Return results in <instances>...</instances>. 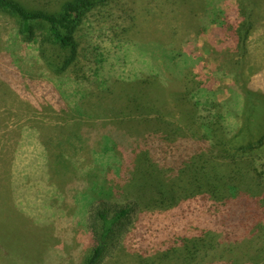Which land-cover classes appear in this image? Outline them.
Listing matches in <instances>:
<instances>
[{"label":"rangeland","instance_id":"rangeland-1","mask_svg":"<svg viewBox=\"0 0 264 264\" xmlns=\"http://www.w3.org/2000/svg\"><path fill=\"white\" fill-rule=\"evenodd\" d=\"M122 1L128 7L126 10L119 5V8L90 16L80 31L83 45L79 60L62 77L53 73L42 59L35 58V46L19 40L16 42L13 20L0 15V48L3 47L0 52V73L2 69H10L3 62L11 57L17 58L19 66L18 71L3 72L0 77L7 92L6 99L0 100V121L9 125V128L0 130V229L7 225L3 233L9 244L16 251L23 248V251L14 254L0 243V264H80L89 249L87 208L83 206L89 199L82 196L83 193L97 197L94 193L103 190L121 192L122 184L136 169L135 164L129 161L128 150L110 148L111 145L110 149L104 148L106 144L102 136H97V130L92 131L94 127L87 122L89 120L84 121L83 126H78L85 129L83 134L76 128L70 131L62 126L68 114H63V110L66 111L64 105L74 107L85 103L95 113V121H103L102 126L109 128L110 125V128L118 129L123 125L129 128L119 122L120 119L106 124L105 120H101L103 118H99V113L105 108L111 107L115 111L121 108L125 100L119 95L120 87L131 88L140 83L145 90L143 93H147L149 82L152 84L158 77L162 83L159 86L166 88L162 110L169 121H172V117L180 124L174 118L172 107L182 111L180 105L183 104V96L171 101L169 95L180 69L174 71L169 64V59L175 54L168 51L173 48H170L173 29H178L179 33L173 45L183 47L181 38L187 29V17L170 15L164 2L156 0H146L141 7L133 6L134 0ZM236 2L218 0L216 5L228 10ZM257 13L260 20L250 33L249 51L235 68L229 65L226 47L211 34L214 25L205 21L201 24L204 31L194 26L190 27L191 33L188 30L191 38L189 49L196 54V60H192L195 72L205 76L203 81L210 86L211 98L216 100L215 111L223 116L221 123L228 129L236 127L233 132L240 129L246 120L242 113L239 115L243 100L238 85H244L243 73L249 68L247 61L257 59L261 63L249 69L252 72L251 85L264 83V12L260 13L259 7ZM141 39L147 42L141 43L144 48L140 52L132 40ZM98 53H103L105 60L97 70ZM180 60L182 69L186 68L183 57ZM54 81L58 85L56 92L48 86ZM207 114L208 111L200 110L201 119ZM76 116L81 115L77 113ZM73 122L76 127L77 120ZM135 125L143 128L142 125ZM190 125H185L189 133L183 132L187 137L192 136L194 129ZM162 126H159L160 130ZM144 137L145 132L139 139ZM43 140L54 143L52 150L59 154L53 161L60 163L58 173H52ZM143 141L145 143L141 148L149 150L148 143ZM243 162L241 167L247 175L251 162ZM140 165L139 170L144 163ZM246 181L243 184L246 190L261 193L260 187L250 177ZM142 193L146 191L142 190ZM149 195L146 194L147 198ZM135 197L139 201L138 195L130 199L135 200ZM184 211L188 213L187 209ZM184 211L169 203L156 206L140 202L131 232L123 238L117 253L108 258L105 264H136L133 255L142 247L141 251L152 254L149 255L151 258L155 254L159 256L154 258L156 263H160V260L164 263L163 251L156 252L154 245H164L161 242L174 235V229L188 225L172 220L178 215L183 216ZM189 216L195 221L202 220L195 214ZM13 228L20 229L22 233L13 231ZM149 230L153 231L151 236ZM42 235L44 239H41ZM160 255L163 256L160 258Z\"/></svg>","mask_w":264,"mask_h":264},{"label":"trees","instance_id":"trees-1","mask_svg":"<svg viewBox=\"0 0 264 264\" xmlns=\"http://www.w3.org/2000/svg\"><path fill=\"white\" fill-rule=\"evenodd\" d=\"M144 1L134 0L133 6L141 7ZM156 1L164 2L170 15H183L188 20L185 36L181 38L183 47L173 45V40L179 35L178 29H173L170 40V48H173L168 51L175 54L169 59L173 70L180 69L179 77H176L169 91L171 101L183 96V104L180 105L183 112L172 107L174 118L180 124L172 117V121H169L162 110L166 88L160 87L162 83L155 76L156 81L152 84L148 81L151 88L149 86L147 93H143L145 90L140 83L131 88L120 87L119 95L125 100L121 108L117 111L111 110V107L105 108L99 113V118H103L101 120H105L106 124L120 119L119 122L129 128L123 125L118 129H112L110 125L109 128L102 126L103 121L97 123L96 117H93L95 113L85 103L74 107L64 105L66 111L63 110V114H68L62 126L70 131L76 128L83 134L85 129L78 126H83L84 121L89 120L87 122L94 127L92 131L97 130V136H102L106 144L104 148L128 150L129 161L136 167L122 184L121 192L103 190L94 193L97 197L83 193L82 196L89 199L83 205L87 208L89 249L80 264H105L108 258L117 253L123 238L133 228L140 202L156 206L169 203L183 211L187 209L190 214L184 211L183 216L173 217L174 222L181 221L188 225L174 229V235L161 242L164 245H154L156 252L163 251L164 263L162 260L156 263L154 258L157 254L151 258L149 255L152 254L141 251L142 247L133 255L136 264H261L264 262V87L251 85V79L243 81L244 85L237 84L243 100L239 115L242 113L246 120L237 131L233 132L236 127L228 129L221 123L223 116L215 111L216 100L211 98L210 86L203 81L205 76L195 72L192 60H196V54L189 49V33L193 26L204 31L201 24L205 21L214 25L211 34L226 47L229 65L235 68L246 57L250 33L260 20L257 9L260 7V13L264 12V0H237L228 10L219 8L216 5L218 0ZM119 5L123 10L128 8L122 0H0V15L13 20L15 41L35 46V58L42 59L53 73L62 77L79 60L83 45L80 31L90 16L119 8ZM132 41L140 52L144 48L141 43L147 42L144 39ZM182 57V62L187 63L184 69L181 67ZM16 59L11 57L3 62L10 69H2L0 77L3 72L18 71ZM97 60L98 70L105 60L103 53H98ZM256 66L253 64L251 68ZM0 81V100H4L7 92L1 78ZM48 86L54 92L58 89L55 81ZM202 109L208 114L201 119ZM77 113L81 116H76ZM76 120L74 127L76 123L73 121ZM159 124L163 125L161 130ZM188 124L194 128L189 137L183 134L188 132L185 126ZM5 128H9L8 123L0 121V130ZM143 132L149 150L141 148L145 143L139 139ZM43 144L47 147L52 173H58L60 163L53 162L59 157L57 151L52 150L54 143L43 140ZM109 145L112 147L109 148ZM242 162H251L247 175L242 170ZM140 163L144 165L139 170ZM247 177L260 187L261 193L255 194L243 187ZM142 190L146 193H142ZM146 194H150L149 198ZM133 195H138L140 202L136 197V201L130 199ZM193 204L196 206L192 207ZM191 214L200 216L202 220H192ZM5 227L7 225L0 229L2 246L11 249L14 254L23 251V248L16 251L9 244L3 233ZM16 230L13 228V231ZM18 231L21 232L20 229ZM148 232L150 236L153 234L151 230ZM41 239H44L43 235Z\"/></svg>","mask_w":264,"mask_h":264},{"label":"crops","instance_id":"crops-1","mask_svg":"<svg viewBox=\"0 0 264 264\" xmlns=\"http://www.w3.org/2000/svg\"><path fill=\"white\" fill-rule=\"evenodd\" d=\"M248 51H249V48H248ZM250 56V55H249ZM247 62H249V63H247L248 64V66H249V68L247 67V69H246V71H245V73H244V77H243V80L245 81V80H247V79H252V72L249 70V69H252V68H250V66H252L253 64H256L257 66L259 65V64H261V63H259V60H249V61H247ZM260 62H262V61H260ZM263 63H264V61H263ZM233 68V67H232ZM254 69V68H253ZM264 79V78H263ZM253 83V82H252ZM246 84V83H245ZM263 84V85H262ZM262 84H255L254 83V86H260V87H264V83H262ZM248 87H249V84L247 83L246 84Z\"/></svg>","mask_w":264,"mask_h":264}]
</instances>
